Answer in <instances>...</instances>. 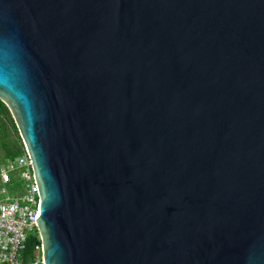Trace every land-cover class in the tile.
Masks as SVG:
<instances>
[{
    "label": "water",
    "instance_id": "95a60500",
    "mask_svg": "<svg viewBox=\"0 0 264 264\" xmlns=\"http://www.w3.org/2000/svg\"><path fill=\"white\" fill-rule=\"evenodd\" d=\"M0 101L44 264H264V0H0Z\"/></svg>",
    "mask_w": 264,
    "mask_h": 264
},
{
    "label": "built area",
    "instance_id": "2783aa9c",
    "mask_svg": "<svg viewBox=\"0 0 264 264\" xmlns=\"http://www.w3.org/2000/svg\"><path fill=\"white\" fill-rule=\"evenodd\" d=\"M17 186L23 190L15 193ZM0 196V264H44L38 232L39 189L27 152L0 166ZM33 238L38 241L34 258L26 255Z\"/></svg>",
    "mask_w": 264,
    "mask_h": 264
},
{
    "label": "trees",
    "instance_id": "16d2710c",
    "mask_svg": "<svg viewBox=\"0 0 264 264\" xmlns=\"http://www.w3.org/2000/svg\"><path fill=\"white\" fill-rule=\"evenodd\" d=\"M0 145L4 150L3 158L0 160L2 164L7 160H15L26 152L14 119L2 101H0ZM36 242H38L36 238L29 242L26 255L34 258L32 250Z\"/></svg>",
    "mask_w": 264,
    "mask_h": 264
},
{
    "label": "rangeland",
    "instance_id": "374dc122",
    "mask_svg": "<svg viewBox=\"0 0 264 264\" xmlns=\"http://www.w3.org/2000/svg\"><path fill=\"white\" fill-rule=\"evenodd\" d=\"M9 141V140H8ZM14 142V141H13ZM3 155H4V150L2 149L1 145H0V160L3 158ZM2 165V162H0V166ZM11 187H9V190H10ZM23 190V187L22 186H17L16 187V190H15V193L18 192V191H22ZM15 193L12 191H10V195L14 196ZM0 198H2V196H0Z\"/></svg>",
    "mask_w": 264,
    "mask_h": 264
}]
</instances>
